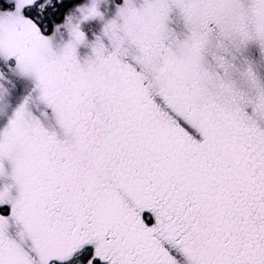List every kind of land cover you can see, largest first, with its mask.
<instances>
[{"label": "snow or ice", "instance_id": "obj_1", "mask_svg": "<svg viewBox=\"0 0 264 264\" xmlns=\"http://www.w3.org/2000/svg\"><path fill=\"white\" fill-rule=\"evenodd\" d=\"M0 264H264V0H0Z\"/></svg>", "mask_w": 264, "mask_h": 264}]
</instances>
